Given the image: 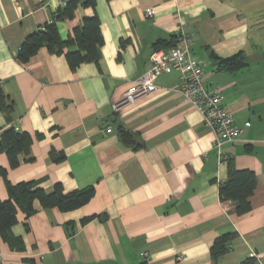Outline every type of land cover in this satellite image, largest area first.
<instances>
[{"label":"crops","instance_id":"obj_1","mask_svg":"<svg viewBox=\"0 0 264 264\" xmlns=\"http://www.w3.org/2000/svg\"><path fill=\"white\" fill-rule=\"evenodd\" d=\"M68 1L0 0V85L13 102L11 111L0 110V136L18 127L33 137L16 167L0 149V166L12 183L37 181L46 191L61 183L65 192L93 184L95 194L70 211L39 202L29 217L18 210L12 232L23 248L0 236V264H241L249 256L264 264V0H96L57 24L66 40L97 14L104 38L98 62L72 69L65 53L77 45L63 54L43 47L21 62L26 36ZM180 30L192 38L205 82L243 129L220 150L202 113L180 92L178 71L161 75L146 98L112 108L146 72L155 43L171 48ZM240 51L246 65L234 71L212 56ZM121 127L136 144L122 140ZM230 164L257 176L244 214L219 195ZM0 198H9L2 175ZM227 232L237 235L213 261L210 247Z\"/></svg>","mask_w":264,"mask_h":264},{"label":"trees","instance_id":"obj_2","mask_svg":"<svg viewBox=\"0 0 264 264\" xmlns=\"http://www.w3.org/2000/svg\"><path fill=\"white\" fill-rule=\"evenodd\" d=\"M95 4L96 0L68 1L57 11L51 22L26 36L17 53V58L26 63L43 47L51 53L63 54L65 48L77 45V50L65 53L72 69H76L84 62H98L99 47L104 43V38L101 32V21L97 14L84 17L82 24L77 26L73 34L69 35L66 40L62 39L57 24L60 20L73 18L79 5L95 7ZM177 43V36H173L167 44L173 47ZM162 44H165L164 40L157 41L155 43L156 49H159ZM212 56L221 69L234 71L246 65L243 51L228 58H220L215 54ZM12 109L13 102L0 85V110L9 112ZM120 134L125 143L136 144L135 135L132 132L121 127ZM32 142L33 137L29 132L10 127L1 133L0 149L6 152L11 167H16L19 164V155L29 153ZM63 158L64 156L61 154L55 159L61 161ZM0 175L5 179L9 193L8 199L2 200L0 198V236L11 248H23L21 238L12 232L13 225L17 223L18 210L23 211L26 217H29L37 211L35 203L39 202L42 208H58L61 211H70L83 206L95 194L93 184L65 192L63 185L56 183L51 191H46L39 186L37 181L12 183L7 176L8 169L2 166H0ZM256 187L257 176L253 170L236 169L230 164L228 178L219 186V195L221 200L233 202L238 214H244L251 210L250 198ZM236 235V232H227L214 240L210 247L213 261L229 251L231 242ZM241 264H258V259L255 256H249Z\"/></svg>","mask_w":264,"mask_h":264},{"label":"built area","instance_id":"obj_3","mask_svg":"<svg viewBox=\"0 0 264 264\" xmlns=\"http://www.w3.org/2000/svg\"><path fill=\"white\" fill-rule=\"evenodd\" d=\"M153 14V9L146 10L147 17ZM177 41V45L169 49L153 50L146 72L131 83L120 100L112 104V108L117 111L146 98L157 90V80L161 75L178 71L181 78L180 92L202 113L205 126L214 132L213 145L220 150L223 144L238 141L243 129L236 124L223 104L220 91L205 82L203 66L191 52L193 41L190 35L180 30ZM15 129L19 130L18 127ZM106 131L111 132L112 127Z\"/></svg>","mask_w":264,"mask_h":264}]
</instances>
